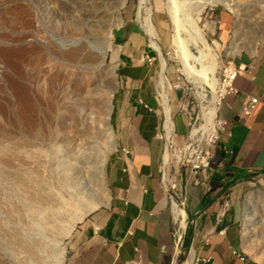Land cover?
I'll use <instances>...</instances> for the list:
<instances>
[{
  "label": "rangeland",
  "instance_id": "1",
  "mask_svg": "<svg viewBox=\"0 0 264 264\" xmlns=\"http://www.w3.org/2000/svg\"><path fill=\"white\" fill-rule=\"evenodd\" d=\"M138 4L139 0H0V264H13L24 254L26 244L21 246L9 232L18 225L21 213L24 224L27 221L25 234L35 231L28 224L33 219L27 211L39 203H30L36 195L32 187L28 191L26 179L53 182L67 208L76 206L62 216L66 230L57 235L60 241L53 244L46 264H55L61 246L64 255L69 248L84 217L72 224L71 213L106 201V168L117 149L114 101L124 87L118 68L131 55L152 59L146 90L154 96L163 123L160 60L142 26L146 14L154 27L152 39L165 60L170 118L176 121L177 131L185 125L183 137L172 130L170 140H164L166 186L182 170L178 159L189 130L191 136L197 128L194 137L202 139L212 128V101L221 65L230 59L247 65L235 57L264 54V0H144ZM200 32L210 47L202 42ZM50 36L67 39L66 47ZM89 45L106 46L104 58L90 51ZM184 53L188 64L194 65L191 72L183 65ZM201 54L203 66L192 57ZM23 179V186H17ZM235 185L242 207L253 204L262 219L260 249L246 251L264 264V195L259 192H264V173ZM187 258L188 253L177 264Z\"/></svg>",
  "mask_w": 264,
  "mask_h": 264
},
{
  "label": "crops",
  "instance_id": "2",
  "mask_svg": "<svg viewBox=\"0 0 264 264\" xmlns=\"http://www.w3.org/2000/svg\"><path fill=\"white\" fill-rule=\"evenodd\" d=\"M235 61L249 67L234 77L236 92L219 105L226 130L211 147L209 167L195 174L182 168L171 180L174 189L161 179L166 142L158 136L161 112L146 90L151 67L139 53L122 61L118 73L124 87L114 101L117 149L106 168L107 199L78 221L63 264H177L187 253L202 259L199 264H260L246 250L259 251L262 219L258 209L251 223L245 218L235 182L264 173V54L244 53ZM246 95L258 102L240 120ZM182 124L177 131L173 121L176 137L185 135ZM179 191L186 228L177 252L172 202Z\"/></svg>",
  "mask_w": 264,
  "mask_h": 264
},
{
  "label": "bare ground",
  "instance_id": "3",
  "mask_svg": "<svg viewBox=\"0 0 264 264\" xmlns=\"http://www.w3.org/2000/svg\"><path fill=\"white\" fill-rule=\"evenodd\" d=\"M143 1L144 0H139V4H142ZM141 7H143V6H141ZM138 14H140L139 11H138ZM142 26H144L143 28H145L147 33L150 35V43L153 46V48L158 52V55H159V60H160V73H159V75H160V77L158 80V86L160 88V95H161V98H162V101L164 104V114H165L164 128H165L166 139L168 142L170 140V139H168V137H170L171 132L174 129H173V122L170 118L171 108H170V105L168 102V95H167L166 90L164 88L165 75L163 74V70L165 68V60H164L163 56L161 55L159 45L156 43V41H154L152 39V37H155V33H154V27H153V24H152V21H151L149 14H146L144 16ZM201 34L202 33L200 32L199 36H200V39L202 40V42L205 45H207L208 47H210L208 45L207 41L205 40V38ZM53 40H55V42L57 44L62 42L64 47H66V44L64 43V41H66L67 39L63 41L61 39L58 40L54 36H52L51 41H53ZM73 42H75V41H73ZM70 43H72V42H70ZM88 49L90 51L93 50L94 53H97L98 55L99 54L102 55L104 58L107 47L102 46V45H89ZM181 51H182V49H181ZM187 55H186V53H184V63L185 64L183 63V65H186V69L189 71L194 70V65H192V64L189 65L188 64L189 62H187V60H186ZM192 57L195 60V62L202 64L201 66H203V62H204L203 54H201L200 56L198 55V56H192ZM208 71H210V70H208ZM215 96H216V92H215ZM216 109H217V96H216V99L213 96L212 110H211L212 114L215 113V115H216V111H217ZM212 118H213V116L210 118L211 127H212V122H213ZM207 127H208L207 124L204 125L202 127L203 130L201 133H205ZM197 131H198L197 128H193L191 130V136H194L197 133ZM166 145H167V143H166ZM166 150H167V147H165V151L163 154L164 165H166V164L168 165V153ZM25 179H26V176H25ZM25 179H23L22 182L17 183L16 185L19 187H22L23 181ZM26 181H27L28 191H31V189L29 187H32V190H34V195H36L35 198L32 201H30V203H39V206H38V208L30 207V208H28V211H27L28 214L32 215L33 220H30L28 224L35 228V231L33 233L31 232V234H29L28 236L25 234V231L23 228H24L25 224H27V221H25V224H24V217H22L23 213H21L19 216L18 225H15L14 227L10 228V230H9L10 235L13 237H16L17 242L19 244H21V246H22L23 242L26 244L25 246L23 245V249H24L23 256L19 260H15L13 264H46L50 254L53 251V250H51L53 244L58 243L60 241L58 239L57 235L62 234L66 230L63 223H61V220H63L62 216L67 214L68 209H70L73 205H71L67 208V204L63 200L65 198H63L62 192L60 190H56V186L54 185L53 182L44 181V180L32 181V180H27V179H26ZM165 186H166V184H165ZM61 187L63 188V185H61ZM259 192L262 195H264V192H261L260 190H259ZM8 200H10V199L8 198ZM172 205H173L172 208H173V212H174V218L176 219L177 217H180V225H182L184 227L186 224L184 210L177 206L176 201H173ZM75 207H74V209H75ZM93 207H90V206H86V208L79 207L75 211L74 215H73V213H71L72 224H74L76 220L81 219L83 216H85L87 214V212H89ZM71 209H73V208H71ZM27 212H26V214H27ZM68 212L70 213V211H68ZM255 212H256V206L246 202L244 214L246 216L245 218L249 220V223H251L250 221H252L253 219H255L257 217ZM4 220H6L8 222V218L7 219L4 218ZM248 228H250V226H248ZM64 250H65V247L61 246V255H60V257H58L56 259L55 264H61V262L63 261V259H64L63 257H65ZM187 259L188 260H186V262L184 264H190L191 261L193 260V255L191 254L190 257Z\"/></svg>",
  "mask_w": 264,
  "mask_h": 264
},
{
  "label": "built area",
  "instance_id": "4",
  "mask_svg": "<svg viewBox=\"0 0 264 264\" xmlns=\"http://www.w3.org/2000/svg\"><path fill=\"white\" fill-rule=\"evenodd\" d=\"M142 60L147 64L152 63V59L148 55L143 56ZM248 67L249 66L245 64H236L232 59L226 60L221 65L219 71V78L217 82V88H216L217 111L213 120L214 121L213 126L211 129L210 128L208 129V131L206 132L205 136L202 139H198L194 136H190L189 134L190 130H189L184 140V144L182 147V154L178 159V162L183 169H189L191 173L195 174L204 171L206 168L209 167L210 159L212 156L211 147L218 141L221 133L225 132L226 130L227 121L225 118H223L221 115L218 114L219 105L227 94L236 92V89L233 86V79L237 74L247 72ZM138 102L148 107L147 104L143 102L140 98L138 99ZM257 102H258L257 96L246 95L241 106L239 119L241 120L246 115H248L255 108ZM148 108L150 109V107ZM191 118L192 116L190 115L189 119ZM158 136L160 138H164L165 140H167L165 134V128H164V121L161 125V130L158 133ZM165 147H167V145ZM161 179L164 181L166 180L165 172H162ZM194 181L197 182V178H195ZM169 182L170 183L168 187L170 189L176 188L175 181H169ZM177 195H179L178 196L179 199L177 200V206L183 209L185 204L184 193L182 191H179ZM171 196L172 198H174L173 195ZM174 224H175L174 227L175 247L177 252H179L183 245V238H184L186 224L184 227L180 225V217H177L176 219L174 218ZM241 258H243V256ZM200 260L202 259L193 258L190 264H199ZM132 263L141 264L139 260H133V261L128 260L125 262V264H132Z\"/></svg>",
  "mask_w": 264,
  "mask_h": 264
}]
</instances>
